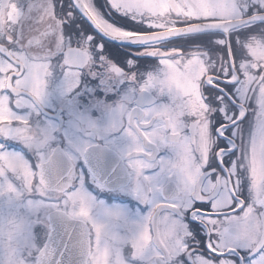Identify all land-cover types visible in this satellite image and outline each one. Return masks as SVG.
<instances>
[{
	"label": "snow or ice",
	"instance_id": "1",
	"mask_svg": "<svg viewBox=\"0 0 264 264\" xmlns=\"http://www.w3.org/2000/svg\"><path fill=\"white\" fill-rule=\"evenodd\" d=\"M105 3L0 0V264H264V0Z\"/></svg>",
	"mask_w": 264,
	"mask_h": 264
},
{
	"label": "flooded vegetation",
	"instance_id": "2",
	"mask_svg": "<svg viewBox=\"0 0 264 264\" xmlns=\"http://www.w3.org/2000/svg\"><path fill=\"white\" fill-rule=\"evenodd\" d=\"M101 1L100 2L102 3V6L105 7V5H104L105 0H101ZM104 14L106 16L110 15V18L113 19V20H117L118 19L120 23H124L125 20H126V18L118 17V14H116V13H110V10L104 11ZM80 18H82V17H80Z\"/></svg>",
	"mask_w": 264,
	"mask_h": 264
},
{
	"label": "rangeland",
	"instance_id": "3",
	"mask_svg": "<svg viewBox=\"0 0 264 264\" xmlns=\"http://www.w3.org/2000/svg\"><path fill=\"white\" fill-rule=\"evenodd\" d=\"M101 0H97V4H98V6L101 8V11L102 12H104V11H108L109 9L107 8V5H106V3L104 2V5H105V7H103L102 6V1L100 2Z\"/></svg>",
	"mask_w": 264,
	"mask_h": 264
}]
</instances>
